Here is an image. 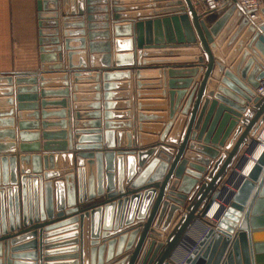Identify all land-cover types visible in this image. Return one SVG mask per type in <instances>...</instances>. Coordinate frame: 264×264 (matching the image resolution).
<instances>
[{
	"label": "water",
	"instance_id": "1",
	"mask_svg": "<svg viewBox=\"0 0 264 264\" xmlns=\"http://www.w3.org/2000/svg\"><path fill=\"white\" fill-rule=\"evenodd\" d=\"M151 2L156 4L153 7L162 8L157 13L163 17L133 25L131 37L135 49L141 50L143 41L145 45L149 44L150 27L155 45H159L157 41L161 39L171 44L167 48L172 50L165 55L199 56V48L206 56V74L213 70L211 78L215 81L221 72L219 82L224 89L217 87L218 95L214 96L209 91L207 94L213 96V100L204 99L198 108L204 84L207 83V87L214 86L211 80H206L205 75L180 142L181 117L174 119L166 138V142L176 146L174 153L172 148L158 147L166 155L158 153L157 157L162 163H156V170L147 184L154 180H160V183L139 188L149 176L155 164L153 161L148 168L136 171L137 176L129 185L133 191L128 192L123 190L122 182L128 184L134 175L131 159L126 157L124 176L123 153L113 151L75 155L74 174L69 170L67 175L52 183L42 181V177L46 179L50 174L39 175L38 156L21 155L17 158L20 167L17 177L16 158L3 155L12 153V145L1 143L3 139L13 140L14 134L9 130L12 111L9 108L0 109V236L18 231L15 236L1 238L0 242L6 239L13 242L16 236L36 228L39 229L38 233L43 228V232L51 234L76 227V264H171L183 257L178 254L176 247L185 252L183 264H264V146L246 175H241L264 125V96L257 97L254 94L259 82L264 79V21L258 25L252 24L242 10L231 4L199 16L192 0ZM104 4L105 0H80L75 10L67 11L64 0H61L59 5L63 16H69L61 20L63 36L66 38L64 47L74 43L82 45L80 37L84 36L83 21L86 23L88 41L98 34L107 38L105 31H94L105 30L106 24L93 23L96 20L104 22ZM56 6V0H43L36 4L40 69L55 59L50 51L57 49L48 46L57 44L54 29ZM261 14L264 17V9ZM91 46L89 43V49ZM73 55L80 54L69 52L65 56L70 59ZM222 56H225L224 61ZM57 59H60L59 55ZM191 62L202 64V59H193ZM223 62L228 66L227 70H223ZM196 67L200 66L191 68ZM58 68L56 65L50 69ZM238 78L244 81L245 86ZM34 81V78L22 74L2 75L0 97L6 99H0V106H11V100L7 97L11 95L9 87L12 83L17 86ZM29 90L31 88H19L16 93ZM194 91L192 85L183 102L181 115L185 114ZM242 100L251 104L248 111L239 107L244 106ZM242 112H245V118L231 133L238 114ZM19 126L34 127L35 124ZM164 134L160 136V141L164 139ZM17 136L19 141L37 137L36 133L22 132ZM104 137L110 139L111 135L104 133ZM185 147L187 151L180 160ZM19 148L27 151L33 149L34 145H20ZM125 154L132 155V152ZM64 156L60 155L62 162ZM66 156L68 168H71L72 155ZM81 157L87 160L81 161ZM41 160L44 170L45 161H48L51 169L52 160L56 161L57 157L42 156ZM28 162L31 165L30 173L27 171ZM170 176L172 179H169ZM103 195L104 199H98ZM95 198L96 201L78 209L60 213L64 207L72 208L76 203L82 204ZM212 200L218 203L212 214L213 225L206 223L202 227L198 226L197 219L206 215ZM182 207L184 209L180 210ZM53 210L56 212L54 217ZM44 219L48 222L38 223ZM28 226L32 227L20 229ZM192 229L198 231L196 239L187 236L188 232H193ZM27 236L33 237L34 233ZM26 246H33V243ZM27 256L34 258V254Z\"/></svg>",
	"mask_w": 264,
	"mask_h": 264
},
{
	"label": "crops",
	"instance_id": "2",
	"mask_svg": "<svg viewBox=\"0 0 264 264\" xmlns=\"http://www.w3.org/2000/svg\"><path fill=\"white\" fill-rule=\"evenodd\" d=\"M39 1L43 0H0V77L22 74L35 79L34 83L28 85L16 86L12 83L9 87L11 95L7 97L11 100V106H0V109L9 108L12 111V125L9 130L14 134L13 140L3 139L1 143L12 145V153L3 155H13L16 158V176H19L20 168L17 158L21 155L38 156L41 173L39 175L50 174L46 179L42 177V181L52 183L67 175L69 170H72L71 174H74L75 155L86 156L100 153V151H113L123 153L121 157L124 176L126 157L128 156L132 162L134 175L128 184L122 182L124 191H133L129 185L137 176L136 171L148 168L153 161L155 164L149 176L139 188L160 183V180H154L147 184L156 170V163H162L160 157H157L158 153L166 155L158 150V147L172 148L174 153L176 146L166 142L174 119L182 118L179 143L195 104L198 88L205 79V75H207L206 80H211L214 86L207 87V83L204 84L198 108L204 99L212 101L213 96L218 95L217 87L224 89L219 82L222 78L221 72L217 76L218 80L215 81L211 78L213 70L206 74V56L199 48H197L200 52L199 56L165 55L167 51L172 50L167 48L171 44H166V41L161 39L157 41L159 45H155L151 27L148 31L149 44L145 45L143 41L142 49H135L133 37H131L133 36V25L137 22L142 24L147 20L152 21L163 17L157 13L162 8L153 7L156 4L151 0H105L106 12L103 15L106 18L104 22L96 20L93 23L106 24L105 30L94 31L95 33L105 31L107 38L104 39L98 34L92 41H88L86 23L83 21L84 36L80 37L83 41L82 45L74 43L69 47L63 46L66 38L61 28V20L69 16H63L59 5L61 0H56L58 6L54 11L57 15L54 20L56 21L54 29L57 44L48 47L57 49V51H50L55 59L44 64V69H40L36 27V4ZM79 2L80 0H64L67 11L75 10ZM89 43L92 44L90 49ZM158 47L159 49H151ZM69 52L80 55H73L67 59L65 55ZM224 57L222 56L223 61ZM197 58L202 59V64L191 62ZM56 65L58 69H50ZM193 66L200 67L191 68ZM222 68L227 70L228 66L223 62ZM238 80L245 86L243 80L239 78ZM192 85L195 89L194 94L186 107L185 114L181 115L184 109L183 102ZM19 88H31V90L16 93V89ZM209 91L213 96H208ZM0 99H6V97H0ZM242 103L244 106L239 107L248 111L251 104L245 100H242ZM238 115L231 133L239 127L245 118V112ZM28 123H33L35 126H19ZM258 124L259 122L255 127ZM20 132L36 133L37 137L19 141L17 135ZM104 133L110 134V139L104 137ZM163 133H165L164 139L160 141ZM43 134L48 136L42 137ZM20 145H34V148L21 151ZM186 151L185 147L180 160ZM222 151L219 153L221 154ZM127 152H132V155H126ZM137 153L140 155L137 156ZM68 154L72 155L71 168H68L66 158ZM49 155L56 156L57 160H52L51 169H49L48 161H45L46 169L44 170L41 157ZM60 155H65L63 162ZM80 159L84 162L87 160L83 157ZM213 161L215 160H211ZM27 171L31 172L29 162ZM166 172L167 169L164 175ZM169 179H172L171 176ZM104 198L105 195L98 199ZM96 199L85 201L82 204L76 203L72 208L64 207L60 213L64 214L67 211L78 209ZM186 204L187 202L184 205ZM183 209L184 207L180 208V210ZM55 213L53 210V217ZM179 214L180 211H178ZM46 222L48 221L44 219L43 222L38 223ZM30 227L32 226L20 227V229L26 230ZM38 231L39 229L36 228L26 234L16 236L13 242L11 239L1 241L0 264L77 263L75 256L78 243L75 234L78 230L76 227L51 234L43 232V228L40 229V233ZM17 233L16 230L7 232L5 236H0V239L15 236ZM30 233H34V236L26 237ZM30 243H33V246H26ZM30 254H34L33 259L27 256Z\"/></svg>",
	"mask_w": 264,
	"mask_h": 264
},
{
	"label": "built area",
	"instance_id": "3",
	"mask_svg": "<svg viewBox=\"0 0 264 264\" xmlns=\"http://www.w3.org/2000/svg\"><path fill=\"white\" fill-rule=\"evenodd\" d=\"M225 4H231L245 13V17L254 25L264 21L261 10L264 9V0H195L194 10L201 16L208 12H213ZM259 17L260 19H256ZM255 96H264V79H262L254 91Z\"/></svg>",
	"mask_w": 264,
	"mask_h": 264
},
{
	"label": "bare ground",
	"instance_id": "4",
	"mask_svg": "<svg viewBox=\"0 0 264 264\" xmlns=\"http://www.w3.org/2000/svg\"><path fill=\"white\" fill-rule=\"evenodd\" d=\"M195 0H192V2H194ZM258 18V17H257ZM256 18V19H257ZM263 133H264V126L262 127V129H261V131H260V133H259V136H258V138H257V141H256V144H255V150H254V152H253V154H252V156L250 157H247V161H246V163H245V165H244V168L242 169V172H241V175H242V177H244L245 175H246V173H247V171L249 170V168L251 167V165L254 163V160H255V158L257 157V155H258V153L260 152V150L263 148V146H264V135H263ZM258 142H261V143H263V144H260V143H258ZM211 197H213V195L211 196ZM215 200H212V206L208 209V211H207V213L209 212V210L213 207V204H215ZM207 208H208V206H207ZM206 213V214H207ZM206 216V215H205ZM205 216L201 219V218H198L197 219V225L198 226H204L205 224H206V221H205ZM203 222V223H202ZM212 225H213V223H211ZM192 231L193 232H188L187 233V236L190 238V239H196L197 238V235H198V231H194L193 229H192ZM177 248V250L176 251H178V254L179 255H183V257H182V259L181 260H179V262H174V263H171V264H183V261H184V256H185V252H184V250L182 249V248H180V247H176Z\"/></svg>",
	"mask_w": 264,
	"mask_h": 264
},
{
	"label": "rangeland",
	"instance_id": "5",
	"mask_svg": "<svg viewBox=\"0 0 264 264\" xmlns=\"http://www.w3.org/2000/svg\"><path fill=\"white\" fill-rule=\"evenodd\" d=\"M263 135H264V133H263ZM258 143H260V144H263V143H261V142H258ZM217 205H218V203L216 202L215 204H213V207L209 210V212L206 214V216H205V221H206V223H213V216H212V214H213V212L215 211V208L217 207ZM203 223V222H202Z\"/></svg>",
	"mask_w": 264,
	"mask_h": 264
}]
</instances>
